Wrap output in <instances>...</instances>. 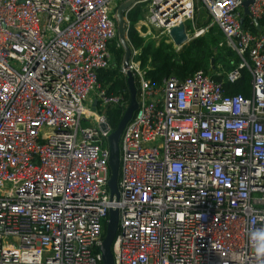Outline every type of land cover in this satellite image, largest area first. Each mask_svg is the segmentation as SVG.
<instances>
[{
    "label": "built area",
    "instance_id": "built-area-1",
    "mask_svg": "<svg viewBox=\"0 0 264 264\" xmlns=\"http://www.w3.org/2000/svg\"><path fill=\"white\" fill-rule=\"evenodd\" d=\"M116 1L0 0V264H102L109 209L112 264H264V0H248L244 17L245 0L123 11L127 30L143 4V42H171L179 23L188 42L207 30L193 23L198 1L237 61L155 84L126 38L137 106L119 136L114 196L106 111L128 98L97 73L113 64ZM242 69L249 96L228 94L223 82Z\"/></svg>",
    "mask_w": 264,
    "mask_h": 264
},
{
    "label": "trees",
    "instance_id": "trees-1",
    "mask_svg": "<svg viewBox=\"0 0 264 264\" xmlns=\"http://www.w3.org/2000/svg\"><path fill=\"white\" fill-rule=\"evenodd\" d=\"M141 7L143 6H135L126 15L128 21L126 38L133 48L139 49V65L146 69V77L152 83L157 84L168 75H174L182 79L199 69L204 72L207 69L226 72L236 63L237 58L234 52L224 45H218L221 40L219 41L220 34L217 32L215 26L211 25L207 27L210 22L207 14L206 19L196 24L197 28L207 27V30L202 35L182 45L176 53L173 52L169 44L163 41L159 42L157 46H153L150 42H143L134 29L136 21L144 11ZM115 44H117L116 38L110 45L113 64L108 69L98 71L97 82L101 85H106L107 91H127L125 76L120 72L122 51L119 45L116 46ZM222 76V74L212 75V78L218 81L222 79ZM223 87L228 94H240L243 97H248L249 74L247 70L242 69L240 77L235 82H223ZM125 96L128 98L127 92ZM121 113L119 109H108L106 111L107 119L113 128L117 124Z\"/></svg>",
    "mask_w": 264,
    "mask_h": 264
},
{
    "label": "water",
    "instance_id": "water-1",
    "mask_svg": "<svg viewBox=\"0 0 264 264\" xmlns=\"http://www.w3.org/2000/svg\"><path fill=\"white\" fill-rule=\"evenodd\" d=\"M137 0H124L120 2L113 13V20L116 29V41L121 48L122 54L120 58V68L125 72V83L127 87L128 100L127 104L113 130L107 135V149H108V159L107 166L109 171V176L106 182L109 195L117 196V178H118V140L120 133L125 126V124L130 120L134 111L136 110V90L133 83V78L128 70V62L130 58V48L126 42L125 32L126 26L123 18V11L126 10L132 3ZM250 1L245 0L241 3L243 8V17L247 15L246 6ZM168 36L172 44L176 47H181L187 41L185 35V27L183 23L172 27L168 31ZM95 105V100L92 106ZM118 213L116 209H109L107 212V218L103 227V234L98 246V251L100 253L102 264H112V254H111V242L116 232L117 228Z\"/></svg>",
    "mask_w": 264,
    "mask_h": 264
},
{
    "label": "rangeland",
    "instance_id": "rangeland-1",
    "mask_svg": "<svg viewBox=\"0 0 264 264\" xmlns=\"http://www.w3.org/2000/svg\"><path fill=\"white\" fill-rule=\"evenodd\" d=\"M116 3H119L118 1H116ZM143 6V4H140V5H138V6ZM141 8H143V7H141ZM196 12H195V15H194V19H193V23H194V25L196 26V24L197 23H199L200 21H203L204 19H206V13L204 12V9H203V7L199 4V2L198 1H196ZM197 13V14H196ZM143 14H145V9H144V11L142 12V14H141V17L143 16ZM140 17V18H141ZM185 26L187 27V28H189V26H190V23L189 22H185ZM209 26H211V24H210V22L208 23V25H207V27H209ZM213 31V30H212ZM152 34H154V33H152ZM202 35V34H201ZM213 35H214V33H213ZM218 39V38H217ZM164 38L163 37H159V36H157L155 39H151V40H147V42H150L153 46H157L158 45V43L159 42H161V41H163L164 42ZM220 40H222V37H221V35H220V39H219V41ZM190 41V40H189ZM166 44H169L170 45V47L172 48V50H173V52H177V51H179L180 49H178L177 51H176V49H175V47L171 44V42H165ZM187 43V42H186ZM210 62H211V59H210ZM211 71V69H207V72H210ZM122 114V113H121Z\"/></svg>",
    "mask_w": 264,
    "mask_h": 264
}]
</instances>
